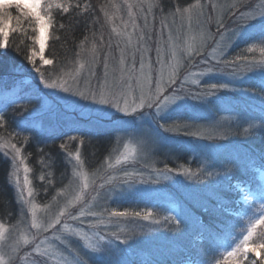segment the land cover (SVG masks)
Returning <instances> with one entry per match:
<instances>
[{"label":"snow or ice","instance_id":"obj_1","mask_svg":"<svg viewBox=\"0 0 264 264\" xmlns=\"http://www.w3.org/2000/svg\"><path fill=\"white\" fill-rule=\"evenodd\" d=\"M127 7L132 16L134 5ZM217 7L212 0L207 12L202 0L186 7L148 0L153 19L154 10L161 14L158 36L144 30L137 34L136 25L128 34L113 27L116 43L101 34L82 58L85 35L71 59L57 65L45 57L47 41H62L69 27L75 29L76 17L87 28L95 5L0 0V132L13 141L12 151L0 154L7 164L0 211L11 224H0V264H264V59L228 57V50L241 44L247 53L259 46L264 56V0H236L219 17ZM140 11H145L143 4ZM70 13L73 20L66 25ZM185 14L187 31L200 30L199 45L175 38L167 22L169 15ZM21 18L32 25L31 32L21 28V37L9 47V33L17 30L13 21L20 25ZM144 20L146 29L147 15ZM210 25L215 32L208 31ZM209 41L211 58L202 52ZM153 50L155 60L146 59L144 53ZM197 56L202 58L197 61ZM180 60L205 65L192 73L195 87L180 77L186 66ZM236 96L258 102L260 114L237 110ZM213 106L228 115H206ZM41 136L66 137L81 147L107 137L109 146L123 145L124 152L113 163L112 152L118 151L113 148L109 158L97 160L98 166L91 163L95 155L82 156L78 150L73 161L65 154L61 174L67 184L41 183L35 189L30 169L24 166L21 183L18 168L24 164L22 150L34 142L38 159L45 158ZM130 143L135 147L129 149ZM59 147L63 151L67 145ZM176 147L192 156L195 171L166 162L156 167V158L167 160ZM86 164L96 167L91 176ZM36 196L44 204L43 216L32 202ZM249 199L253 203L245 207ZM138 200L144 203L135 209L116 206ZM22 230L31 233V241L18 235ZM162 235L170 242L164 251L153 247ZM222 238H232L223 249ZM176 241H186L183 251ZM45 242L48 247H42Z\"/></svg>","mask_w":264,"mask_h":264},{"label":"trees","instance_id":"obj_2","mask_svg":"<svg viewBox=\"0 0 264 264\" xmlns=\"http://www.w3.org/2000/svg\"><path fill=\"white\" fill-rule=\"evenodd\" d=\"M146 0H85V3H91L95 5V8L93 9V15L92 20H95L98 18L99 22L93 24L92 20L88 22L87 28L84 27L83 24L79 23V17H76V27L73 30L71 27H69L68 31L62 34V41L58 42L55 41L54 38H50V41L48 43V48L46 52V58L54 59L59 65L61 61L71 59L73 55V51L76 48V45L79 43L81 39L85 35L88 36V41L86 43V46L84 49H81V57H86L90 54L92 43L94 40H98L100 35L103 34L104 39L107 41L109 37H112L113 44L116 43V41L119 39V37L115 36L114 33H112V28L115 27L118 32H122L125 34L132 33L133 32V26L130 25V23L133 21V19H129L127 15V5L132 4L136 6V3L143 4ZM168 4H174L178 5L180 7H186L192 3H196L197 0H165ZM213 3H217L218 7L214 13L217 17L223 14L224 11L227 10L228 6L235 3L236 0H212ZM259 2V0H257ZM202 3L205 6V11L207 12L209 0H202ZM104 7V12L100 11V7ZM134 6V7H135ZM129 9V8H128ZM134 11V10H133ZM105 12L107 13V16H105ZM172 16L167 17L168 23L171 25L172 20H169V18ZM176 19L175 17H172ZM73 20V16L71 13L68 15L67 19H65V24L69 25L70 21ZM136 33H140L141 28L144 27V23H136ZM196 31H199L196 29ZM211 31L215 32V25H211ZM64 36H67V42H63ZM135 35H133V44H135ZM19 40V36L17 34H12L9 36V47L12 46L13 42H16ZM246 46L241 44L240 47H233L232 49L228 50V57L229 59L234 58L238 55H246L249 58L255 59V60H261L264 59V56H262L261 52L259 51V46H257V50L253 53H247L243 52L242 49H244ZM116 55H119V52H116ZM205 56V53H203ZM139 56V54H137ZM202 57L197 56L196 60H200ZM182 67L179 74L180 77L183 78L185 74L190 73L193 70H202L205 65H199L196 66L195 63H192L190 65H187ZM216 79H224L226 77L218 76L215 77ZM235 98L240 99L238 96ZM234 104L236 106L237 110H243L245 112L255 113L256 115H259V107L256 105H253L251 103H246L244 100H235ZM208 116H215L217 119H219L221 116H227V113L219 112L217 111V108L213 106V108L206 113ZM229 119H232V117H229ZM200 123H203V121H200ZM225 123H228V120L225 121ZM4 140L9 141L12 143L7 136L6 133L0 132V143ZM63 142L67 145V147L62 151L59 147L60 143ZM39 143L43 147V151L45 154V158L38 159V157L41 155L36 147L35 142L33 145L26 150H22V157L24 159L25 164L30 169L29 171V178L31 181V186L35 189H39L41 183H49L54 182L56 184H59L62 180H64V177L62 176V170L64 165L61 163V160L64 158L65 154L72 158L75 153L79 150V152L82 154V156H92L95 155L96 159L92 160L91 163L94 166L97 165V160H102L107 157V153L111 152L113 148H116L115 144H112L111 146L108 145V139L107 137H100L99 140L93 141L91 144H89L87 141L84 146H79L78 142H73L67 140V138H63V141L61 139H50L47 136H41L39 138ZM18 146L20 144L18 143ZM255 151H259L258 147L253 146ZM165 151H168V149H165ZM5 151L0 147V154L4 153ZM113 153V152H112ZM177 156H179V159H177ZM47 157H51L52 159H48ZM53 159L56 161V166L53 167ZM157 167H162L163 163H168L169 167H179L180 165H184L185 167H192L193 171H195L196 164L192 160V156L180 149L179 147H176L174 149V154L165 160V157L163 155L156 158ZM185 160H187V163H185ZM88 172H94L96 171V167L89 168V166L86 164L84 167ZM7 169V164L0 160V188H2L3 180H4V174ZM257 170L254 169L257 176ZM258 179V176H257ZM14 180V177H13ZM65 185L67 184V181L64 180ZM37 203L43 204L41 202V197L36 196L34 197ZM138 203L143 205L144 201H135V202H125L123 203L125 206L130 209H135V207ZM44 205V204H43ZM122 205V204H121ZM123 207V208H124ZM123 210V209H121ZM194 211L198 213V210ZM15 213V205H13V212L10 214L14 215ZM3 212L0 211V222L4 224L10 225L8 220L6 218H3ZM16 222V221H15ZM191 239L193 242H196L197 237L196 233H192ZM219 242V241H218ZM169 241L162 235L158 240L154 242L153 247L159 249L160 251H164L166 247L169 245ZM186 241H176L175 247L183 251L185 247Z\"/></svg>","mask_w":264,"mask_h":264},{"label":"rangeland","instance_id":"obj_3","mask_svg":"<svg viewBox=\"0 0 264 264\" xmlns=\"http://www.w3.org/2000/svg\"><path fill=\"white\" fill-rule=\"evenodd\" d=\"M59 2H63L67 6L69 4L74 5L76 3L84 4L85 3V0H59ZM147 3H148V0H146V2L143 3L144 8H145V11L144 12H141L140 11V6H141L142 3L141 4L136 3V6L134 5L135 7L131 10L132 13H133L132 16H129L128 13H129L130 10L127 8L126 12H127V15L129 17V19H133V21L130 23V25H132V26L133 25H137L136 23H144L145 24L144 17H145V15H147V21H148L147 28L145 29L144 27H142L141 28V31L144 30V31H147L149 34H151L153 36H158L159 33H160V30H161V14H160L159 10H154L155 19H153V13L147 11ZM208 10L209 9L207 8V11ZM10 11L12 12L13 16L19 15L15 11V9H11ZM194 11H199V9H196ZM186 16H187V14H185V17L184 18H181L179 15L176 16V19H174L172 17L169 18V20H172L170 22H171V26H172L173 35H174L175 38H177L180 41H183V42H186V43H193L194 42L196 45H199L200 30L198 29L199 31H196V28H193V30L191 32L187 31V23H188V21H187ZM13 25H14V27H16L17 30L16 31H13V32H10L9 33V36L12 35V34H17L19 36V38H20L21 35H22V33L20 31L21 28L26 29L29 33L31 32L32 25L29 22L25 21L23 18H21L20 25H16L15 24V21H13ZM208 31L212 32L211 31V25L208 26ZM164 35H165V37H167V35H168V29L167 28L164 29ZM50 38H49V40L47 41V44H46L45 57H46V52H47L48 43L50 41ZM193 38H195V39H193ZM29 43H30V41H29ZM211 43L212 42L209 41V45H205L202 48V52L205 53V56H207L209 58H211V56L213 54V47L210 46ZM148 46L149 47H154L152 41H149L148 42ZM181 48L182 49L185 48V43H182L181 44ZM37 49H38V46H37ZM149 55H151V58L154 61L155 58H156L155 51L153 50L150 54L147 53V52L144 53V56H145L146 59H147V57ZM177 55L179 57L180 56V53H178ZM185 55H186V52H185ZM138 58H139V56H138ZM180 63L185 65L186 61L185 60H180ZM45 67H48V66H45ZM181 68H180V70H181ZM145 69L147 70V64L145 65ZM180 70H179V72H180ZM199 71H201V70L200 69L199 70H193L190 73L185 74L183 76V78L184 77H188L187 86H189V87H195V85H192L191 84V80L195 78L192 75V73L199 72ZM205 79H207V78H205ZM202 83H203V81H202ZM239 98L240 99L235 98V100H244L241 97H239ZM255 105L257 107H259L258 102ZM0 147L5 152L6 151H8V152L12 151L11 150V143L9 141H7V140L2 141L0 143ZM134 147H135L134 144H131V143L129 144V149H132ZM116 149H118V151L113 152L112 155H111V157H110V160L113 163L115 162L116 156L119 153L124 152L123 145H116ZM76 155H77V153H75V155L71 158L73 161L75 160V156ZM24 166H27L25 164V162H24L23 165H20V167L18 168V172H19V176H20L21 183H23V177L25 175V173L23 171ZM84 171L86 173H88L89 176L92 175V172H88L85 168H84ZM27 175H28V178H29V173ZM257 176H258V179L261 177V173H260L259 170H257ZM14 179H15V177H14ZM29 180H30V178H29ZM245 187L246 186H244V185L241 186V194H243V191L245 190ZM32 202L37 205V215L38 216H43L44 215V205L37 203L34 198H33V201ZM252 203H253V201L251 199H249L248 204H246L245 207H247L249 204H252ZM138 205L142 206L140 203H138L135 207H137ZM116 206H119L121 209H123V207L125 205L124 204H122V205L120 204V205H116ZM16 223H19V221H16ZM242 223H244V226L246 228L247 227V222L246 221H242ZM0 224H3L5 228H11V224L8 225V224H4V223H1V222H0ZM33 231H35V230H33ZM236 231H237V234H239L240 231H241V229L238 228ZM5 235H7V233H5ZM18 235L21 236V237L27 238L29 241L32 240V235L29 232H24L22 230ZM40 239H43V236H41ZM231 242H232V238H227V239H223L222 238L218 242V244L223 249V248L227 247L229 244H231ZM21 244H22V240H21ZM42 247H48V243L45 242V244H43ZM249 255L251 256V254H249Z\"/></svg>","mask_w":264,"mask_h":264}]
</instances>
